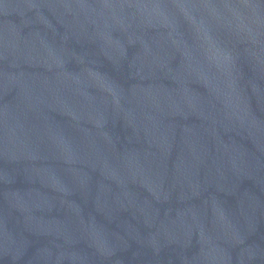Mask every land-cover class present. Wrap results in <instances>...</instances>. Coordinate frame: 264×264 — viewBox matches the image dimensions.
I'll return each mask as SVG.
<instances>
[{"label":"water","instance_id":"1","mask_svg":"<svg viewBox=\"0 0 264 264\" xmlns=\"http://www.w3.org/2000/svg\"><path fill=\"white\" fill-rule=\"evenodd\" d=\"M0 264H264V0H0Z\"/></svg>","mask_w":264,"mask_h":264}]
</instances>
